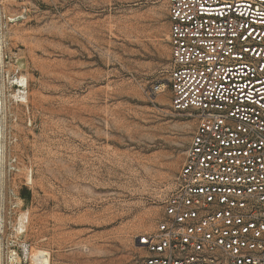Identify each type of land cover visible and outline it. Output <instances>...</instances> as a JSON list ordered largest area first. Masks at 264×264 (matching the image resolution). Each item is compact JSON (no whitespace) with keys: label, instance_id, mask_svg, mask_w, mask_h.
<instances>
[{"label":"rangeland","instance_id":"obj_1","mask_svg":"<svg viewBox=\"0 0 264 264\" xmlns=\"http://www.w3.org/2000/svg\"><path fill=\"white\" fill-rule=\"evenodd\" d=\"M169 30L168 0H0V264H139L196 127Z\"/></svg>","mask_w":264,"mask_h":264},{"label":"built area","instance_id":"obj_2","mask_svg":"<svg viewBox=\"0 0 264 264\" xmlns=\"http://www.w3.org/2000/svg\"><path fill=\"white\" fill-rule=\"evenodd\" d=\"M168 19L171 106L196 127L139 264H264V0H168Z\"/></svg>","mask_w":264,"mask_h":264},{"label":"bare ground","instance_id":"obj_3","mask_svg":"<svg viewBox=\"0 0 264 264\" xmlns=\"http://www.w3.org/2000/svg\"><path fill=\"white\" fill-rule=\"evenodd\" d=\"M25 81H26V78L21 77L20 83L23 84ZM165 88H166V85L164 83H162L160 85L159 90L163 92L165 90ZM19 220H20L19 223H20L21 228H25V230H26V225L28 223L27 213L23 214ZM32 258L34 259L33 260L34 264H51L50 260L47 257V253L42 251V250L37 252L36 254H34L32 256Z\"/></svg>","mask_w":264,"mask_h":264}]
</instances>
